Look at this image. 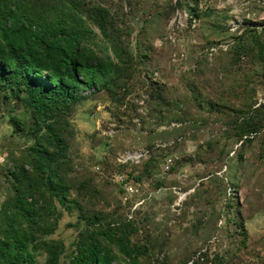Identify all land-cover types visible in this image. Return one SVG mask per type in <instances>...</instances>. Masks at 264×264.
Masks as SVG:
<instances>
[{
    "label": "rangeland",
    "instance_id": "1",
    "mask_svg": "<svg viewBox=\"0 0 264 264\" xmlns=\"http://www.w3.org/2000/svg\"><path fill=\"white\" fill-rule=\"evenodd\" d=\"M97 1L111 9L132 54L141 50L147 57L136 60L121 107L105 92L86 91L90 98L66 113L71 197L107 220L132 219L138 227L133 239L150 240L152 261L264 264V127L244 143L233 128L244 103H264V72L251 53L241 60L229 53L236 36L262 29L264 0ZM157 88L163 96L155 100ZM6 108L0 103L1 228L12 193L8 158L31 144L12 134ZM140 149L146 153L139 161L123 162ZM168 155L175 159L169 171ZM118 170L138 189L128 200L115 180ZM59 209L63 214L47 238L63 243L66 261L83 224L78 210ZM238 215L245 241L234 223ZM47 254L39 253V261ZM115 263L129 264L121 256Z\"/></svg>",
    "mask_w": 264,
    "mask_h": 264
},
{
    "label": "trees",
    "instance_id": "2",
    "mask_svg": "<svg viewBox=\"0 0 264 264\" xmlns=\"http://www.w3.org/2000/svg\"><path fill=\"white\" fill-rule=\"evenodd\" d=\"M121 32L111 9L97 0H0V103L8 105L4 113L12 134L31 141L21 156L11 153L8 158L12 165L5 176L12 193L3 204L7 217L0 227V264H118L120 256L129 264H167L150 259V240L134 241L138 227L132 219L107 220L71 197L66 174V113L90 98L86 91L105 92L121 107L131 93L136 60L147 57L141 50L132 54ZM247 33L248 38L245 32L235 37L229 53L234 60L251 53L264 72V24ZM162 96L158 88L151 93L155 100ZM255 103L236 110L233 128L242 143L264 127V103L253 107ZM59 205L78 210L83 224L66 261L61 259L63 243L47 238L63 214ZM234 223L245 241L243 216ZM43 251L48 253L44 262L38 259ZM219 262L212 264L225 259Z\"/></svg>",
    "mask_w": 264,
    "mask_h": 264
},
{
    "label": "built area",
    "instance_id": "3",
    "mask_svg": "<svg viewBox=\"0 0 264 264\" xmlns=\"http://www.w3.org/2000/svg\"><path fill=\"white\" fill-rule=\"evenodd\" d=\"M194 21L196 22V19ZM145 153L146 152L144 151V149L136 150L134 152H129L127 154L128 155L127 158L123 162L139 161L145 155ZM174 160L175 159L173 155H168L165 159L164 170L169 171L174 163ZM115 180L117 181V183H119V185L123 189L124 198L127 200L138 190L135 184L133 183L132 179H130L129 175H127L126 173H122V172L116 173Z\"/></svg>",
    "mask_w": 264,
    "mask_h": 264
}]
</instances>
